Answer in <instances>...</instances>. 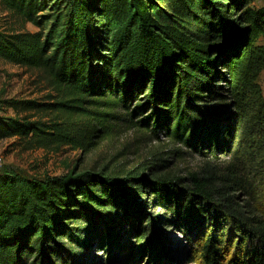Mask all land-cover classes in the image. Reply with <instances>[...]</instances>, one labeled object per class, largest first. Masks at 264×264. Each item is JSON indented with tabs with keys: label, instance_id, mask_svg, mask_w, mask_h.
Returning <instances> with one entry per match:
<instances>
[{
	"label": "trees",
	"instance_id": "trees-1",
	"mask_svg": "<svg viewBox=\"0 0 264 264\" xmlns=\"http://www.w3.org/2000/svg\"><path fill=\"white\" fill-rule=\"evenodd\" d=\"M149 1L68 0L63 27L46 38L41 31L0 29V58L41 71L54 92L43 101H8L32 115H0V139L16 137L23 149L86 151L118 118L115 109H127L125 102L145 91L126 114L150 106L134 124L143 128L152 119L156 132L163 115L165 135L190 147L200 163L187 177L152 179L0 170V264H83L79 251L90 244L93 222L95 240L109 253L106 264H119L120 253L132 264L143 252H164L158 218L149 219L141 192L174 212L203 264H264V6L200 0L194 34L159 21ZM0 4L21 23L39 25L37 0ZM111 20L117 24L109 28ZM204 220L211 228L204 237L187 232ZM127 222L136 246L122 242L119 227Z\"/></svg>",
	"mask_w": 264,
	"mask_h": 264
},
{
	"label": "rangeland",
	"instance_id": "rangeland-1",
	"mask_svg": "<svg viewBox=\"0 0 264 264\" xmlns=\"http://www.w3.org/2000/svg\"><path fill=\"white\" fill-rule=\"evenodd\" d=\"M37 1L41 7L38 12L39 25L30 22L21 23L11 17L9 10L0 4V29L41 31L43 38H46L49 34L56 36L63 27L68 0ZM247 1V5L252 8L264 6V0ZM93 3L96 7V3ZM149 5L152 12L162 23L174 25L189 33L196 34L198 32L201 22L195 17L199 18L202 12L200 0H150ZM99 15L96 12L92 13V17L95 19ZM116 24L117 22L114 20L107 21L109 28L114 27ZM261 41L262 37H259L257 42ZM259 83L264 95V71L260 74ZM50 94L53 95L54 92L49 87L41 71L19 66L0 58V115L20 119L30 116L32 115L31 112H17L12 107L7 106L8 101L14 99H38L43 101ZM143 94H145V91H139V94L130 97L125 102L127 109L117 107L115 110L119 114L118 118L111 122L105 136L93 137L94 142L86 151L80 148H71L67 145L61 147L57 152L46 151L41 148L23 149L16 137L0 139V170L15 169L25 176L33 177L60 175L70 170L75 172H104V174L118 176L132 175L139 177L142 175L146 179L158 176L187 177L188 172L196 169L200 163V156L194 153L190 147L171 140L165 135L166 120L164 116L161 117L158 130L151 132L152 119L148 120L143 128L137 127L133 122L151 113L150 106H146L134 114H126L134 108V99L143 100ZM205 101H213V98ZM137 182L135 179L132 180L134 184ZM140 182L144 186L147 184L144 183L145 179L140 180ZM136 190L138 192V189ZM141 193V200L148 202L149 219L158 218L156 227L162 233L163 243L169 248L163 250L164 252L160 254L155 253L153 250L143 252L134 261H131L132 264H203L193 247L194 243L189 242L182 229L177 226L174 212L152 203L151 196L148 193ZM116 202L121 201L116 199ZM115 212L122 213L121 204L115 207ZM87 223H90V221ZM147 223L148 221L142 222V224ZM90 224V227L94 228L91 229L89 234L90 244L79 251L83 264H106L108 262L105 263V259L109 258V253L99 247L95 240V237H97L95 224L94 222ZM201 226H203V229ZM119 229L122 231V242L124 244L127 246L137 245V240L131 233L132 226L130 223H124ZM210 229L209 223L204 220V222H193L189 225L187 232L193 237L195 236L196 239H200ZM232 249L233 240L230 237L225 247L227 255L230 254ZM68 252L63 253V255H67ZM124 255V253H120L115 262L125 264L123 262ZM64 256L61 255L60 260Z\"/></svg>",
	"mask_w": 264,
	"mask_h": 264
}]
</instances>
